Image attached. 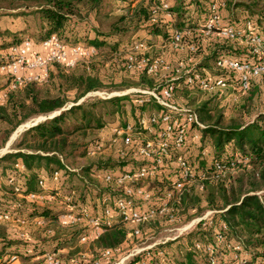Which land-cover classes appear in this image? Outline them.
Instances as JSON below:
<instances>
[{"label":"built area","instance_id":"built-area-1","mask_svg":"<svg viewBox=\"0 0 264 264\" xmlns=\"http://www.w3.org/2000/svg\"><path fill=\"white\" fill-rule=\"evenodd\" d=\"M205 3L208 17L203 20V28L181 31L173 28L178 19L172 8L173 0H153L148 22L167 29L168 40L160 45L163 49L167 43L171 52L166 57V52L149 55L155 43L150 41L151 47L147 46L138 35L137 39L124 46L122 66L125 71L134 76L146 74L157 85L127 93L136 96L137 103L143 105L147 112L111 130L112 138L106 148L120 142L119 159L125 165L114 172L92 174V183L83 178L93 188V193L98 194L95 199L90 194L83 199L74 189L62 194V186L69 177L67 173L79 172L69 165L51 173L42 170L37 180L38 191L25 196L21 194L22 189L15 176L7 179L18 196L30 203L37 206H44L47 202L62 203L57 225L63 230L80 232L79 244L86 243L88 239L95 240L105 229L117 223L128 227L124 244L97 250L89 264H127L135 258H138L135 264H151L163 256V251L157 248L188 234L201 221L212 224V211L185 223L183 201L193 192L202 193L207 184L223 181L228 169L221 161L214 160L209 148L204 147L202 131L206 126L197 112L198 107H191L178 95L187 87L190 93L200 92L203 96L226 101L228 97L236 100L238 96L246 95L255 83L264 88V21L251 19L237 26L225 25L220 15L224 2L207 0ZM186 8L193 10L191 6ZM190 14L193 15V11ZM215 33L220 39L234 43L235 48L246 51L247 55L218 54L210 61L211 73L210 64L209 67L203 64L212 55ZM36 45L42 50H35ZM98 55L94 46L82 43L69 45L57 35L40 44L26 38L0 51V72L7 74L9 79L7 88L0 95V105L6 101L8 92L19 86L29 81H44L54 65L73 69ZM169 57L177 58L176 63ZM30 71L33 74L28 75L26 72ZM201 99L196 104H201ZM103 147V143H96L89 156L102 152ZM15 167L19 171L24 170L22 164ZM18 206L20 204L16 203L13 208ZM0 221L28 223L9 214H0ZM31 223L38 228H46V234H53V230L48 228V220L39 217ZM151 225L157 228L153 230ZM226 232V225L221 224L215 229L212 243L197 241L188 250L205 255L208 264H264V260L258 263L243 260V246L236 242L228 243ZM18 238L27 244L32 242L29 235L22 234ZM125 246L127 249L124 251ZM219 251L234 252L233 260L228 261L225 256L216 259ZM60 252H49L44 258L49 263L60 264ZM31 253L32 249L27 248L20 255ZM20 255L12 254L6 261L21 264ZM79 256L84 261L87 252H80Z\"/></svg>","mask_w":264,"mask_h":264},{"label":"trees","instance_id":"trees-1","mask_svg":"<svg viewBox=\"0 0 264 264\" xmlns=\"http://www.w3.org/2000/svg\"><path fill=\"white\" fill-rule=\"evenodd\" d=\"M125 1H128L131 5L138 2V0ZM150 1L152 0L143 1L144 3L138 2V5L133 7V12L141 10L140 28L145 26L150 18V8L148 5ZM206 1L190 0L185 3V0H173L172 8L178 15L173 28L181 31L191 29L201 30L203 28V20L208 17L207 10L205 9ZM221 1L225 4L220 12L225 25L237 26L241 22L251 19L258 22L264 21V0ZM81 5L89 7L85 11H89L90 14L94 13L95 15L104 14L103 8L107 7L104 0H0V20L2 21L5 16L9 15L6 13L16 14L15 16L17 17L25 14L35 16L39 23L40 32L39 40L34 41L35 44H40L50 36L57 35L64 43L76 45L81 43L76 41L82 38L81 32L76 29H81L82 24L76 20H73L72 23L71 19L76 16L80 17L81 12L86 9H82ZM190 6L193 7V10L186 8ZM111 8L109 6V12L112 11L110 10ZM20 10L31 11L29 13H19ZM191 11H193V15L190 14ZM237 12L248 15L239 18ZM83 24L85 25L87 22ZM74 27L75 29L73 30ZM8 29H3L0 26L1 51H5L9 47L19 44L28 38L25 37L18 43H6L5 36L10 34ZM149 29L147 32L150 35L159 36L163 39L169 36L164 26L151 25ZM86 35L87 33L83 36ZM87 39L89 38H85L87 44H82L94 46L99 53L104 52L107 45L105 36L95 34L93 39L89 41ZM212 43V55L203 64L206 67H209L210 61L214 60L218 54L237 57H241L244 54V56L247 55L246 51L235 48L234 43L220 39L217 33L212 38ZM125 45H123L122 41L115 40V45L110 51L111 57L117 52H123L119 57L122 58L125 53ZM122 47L123 49H121ZM1 64L2 61L0 59V66ZM54 67L57 68L56 71L51 69L44 81H29L17 89L8 92L6 101L0 105V124L7 126V129L4 130V137L0 148L6 145L14 131L27 121L38 116H48L54 112L61 111L59 115L46 119L25 130L20 138L11 145V150L13 151L0 157V167L5 173L4 184L0 185V191L3 192V197H5L4 201L0 200V214H9L15 219L22 218L28 222H31L35 218H44L49 221L48 228L50 229L52 223L57 224L58 212L49 209L47 206H37L20 198L13 185L7 183L8 177L11 175L16 177L18 184L21 186L22 195L25 196L29 193L37 192V180L42 170L47 173L62 170L65 165H68L66 162L69 158H85L89 156V153L97 142L94 141L93 144L87 141V137L90 132L104 129V116L115 115L123 109L125 104H130V108L134 111V120L145 111V107L137 103V97L132 95L106 100L98 98L85 99L78 104L88 93L103 89L101 79L90 71L88 66L81 72H66L76 67L73 69L65 68L66 71H58V67H62L60 65H54ZM119 67L120 65L118 66L119 70H123L127 74L123 66ZM129 79L131 80V84L134 85L133 87H146L148 89L154 87L153 79L146 74L129 76ZM6 86L3 85L4 89ZM189 90L187 87L186 89H182V95L188 97ZM70 93H74L72 100L69 95ZM68 102H72L73 106L66 109ZM210 103L211 101L204 102L198 107L197 112L200 111L201 115L203 113L206 114L208 111L210 112ZM99 107H106V109L101 112L98 109ZM203 117L205 116H200V119L206 128L202 131V141L206 143L207 138L211 139V157L214 160L221 161L228 169L229 174L231 171L237 170L241 172L243 169L244 171L242 172L247 173H243L232 184H223L226 177L223 181L209 183L202 193L193 192L184 198L182 208L183 215L186 218L185 223L188 219V207L193 208L192 206H194L197 209L202 199H205L207 208L210 209L208 211H212L213 214L211 225L201 221L195 227L194 235L196 236L186 245L185 257L181 263L208 264L205 255L196 251H189L188 247L197 241L212 243L214 241L215 229L220 228L221 224L227 227L228 243L236 242L241 244L244 252L246 250V252L251 254L249 262L258 263L264 260V193L262 192L264 191V115H259L250 124H232L228 127H221L220 119L215 120L210 125H206L205 119L212 120V117L210 115H206L204 119ZM227 146H232V150L235 152L230 155L220 156ZM121 162L120 160L115 166L110 163L93 162L89 166L82 167L79 173H67L69 177H72L70 189L79 191L80 197L83 199L86 194L94 196L93 199H95L98 194L93 193V188L89 187L84 180L87 179L92 183V174L101 171L114 172L115 170H119L121 167H124L123 162ZM43 163L44 168L42 167ZM17 164H22L24 170L19 171L15 167ZM75 176L81 177L80 184L77 186L74 184ZM102 191H107V189H103ZM14 203H18L20 206L13 208ZM49 204H52V202H49ZM23 205H26V209H22ZM154 226L157 228L156 225ZM51 230H53L52 235L46 234L43 240L39 242L32 241L30 244H27L11 235L8 224L0 221V260L8 258L12 254L20 255L27 248H31L32 253L30 255H20L22 264H42L45 260V254L64 249H68L69 253L72 254L80 253L78 246L75 244V241L79 239L80 232L76 231L69 237H65L62 234L63 229H60L58 232L54 229ZM192 231L191 233H193ZM127 232L128 227L121 223L105 229L92 244V248L96 250V255L97 250L120 247L127 239ZM208 236L212 237V240ZM166 245L157 248V250L163 251V256L151 264L171 263L165 250ZM217 254L215 257L219 259L222 255L220 254V257L218 256L219 258H217ZM61 258L62 254L59 255V259ZM77 258H75V264H86L82 259ZM137 260L138 258L132 259L127 264H135Z\"/></svg>","mask_w":264,"mask_h":264},{"label":"rangeland","instance_id":"rangeland-1","mask_svg":"<svg viewBox=\"0 0 264 264\" xmlns=\"http://www.w3.org/2000/svg\"><path fill=\"white\" fill-rule=\"evenodd\" d=\"M104 1L106 2V6H107V7L103 8L104 14H101V15H99V14L95 15L94 13L90 14L89 11L88 12L85 11L89 7H87L86 5H81L82 9L83 8H86V9H84L81 12L80 17L76 16V17H73L71 19L72 23H73V20H76L77 22L82 24L81 29H76L77 31L81 32L82 38H79L76 42H81V43L87 44V42H85V38H89V39H87V41H89L95 37V34L105 36V38L107 39V43H106L107 45L105 46L104 52H100L98 57L90 60L87 63H84V62L80 63L73 70H67L66 71L65 68L58 67V71L61 70V71H66V72H81V71H84V68L88 66L90 71L95 73L101 79L102 84H103V89L99 90V91L88 93L86 95V97H84L83 99H81L79 101L78 104L83 102L85 99H96V98H98L101 100H106V99H110V98H114V97H120L123 95H129L127 93L133 89H137V90L148 89L146 87H133L134 85L131 84V80L129 79V76L133 77L134 75H130L128 73L125 74V72L123 70L118 69V66L120 65V67H122V64H123L124 55L122 58H119L120 55L123 54V52H117V53L113 54L112 57H111V53H110V51L112 50V48L115 45V40L118 39V41H122L123 45H125V44L129 45L131 42H133L134 39H137L136 33L138 31H142L145 33L144 35L138 36V38L140 41L146 42L147 46H150V41L155 40L154 38H152L153 40H150L151 38H149V40H147L148 39L147 37L149 34V33H147V31H149L151 29V27L149 29V26H151L148 22L149 20L147 21L145 26H142V28H140L139 22L141 20L140 16L142 15L141 10H136L133 12V10H134L133 7L138 5V2L139 3L143 2V1L147 2L148 0H138V2L134 4V6L125 0H104ZM151 2H153V0L150 1V3L148 4L149 8L152 5ZM109 6L112 7L110 9L112 11H110V12L108 11ZM28 11L30 12L31 10H28ZM29 12H27V10H20L19 11V13H29ZM6 14H9V15L5 16V18L2 19V21L0 20L1 21L0 22L1 28H3V29L9 28L8 30H9L10 34L5 36V38L7 40L6 43H10V44L11 43H18L21 41V39H23L25 37H28L35 42L37 40H39V37H40L39 23H38V20L35 16L25 14V15H22L20 17H17V16H15L16 14H13V13H6ZM237 14H238L239 18H243L244 16L248 15V14H243V13L241 14L239 12H237ZM85 22H87V24L84 25L83 23H85ZM75 25H77V24L75 23ZM79 28H80V26H79ZM74 29H75V27L73 28V30ZM137 29H140V30L137 31ZM85 33H87V35L83 36ZM134 36H136V38ZM160 39H161L160 41L162 42V44L164 42H167V40H168V38H166V39L160 38ZM1 40L2 39L0 38V43H1ZM151 43H153V42H151ZM152 46L153 47L149 50V53H150L149 55H155L156 53L166 52V54L164 53V55L166 57V55L171 52L168 49L169 47L167 46V43H166V47L163 49H161L157 45H152ZM121 49H123V47ZM0 59H1V56H0ZM173 66H175V65H173ZM114 68H115V70H114ZM56 69L57 68L53 67L54 71H56ZM209 69H211L209 72L213 73L211 64H210ZM28 75H30V73H28ZM153 82H154V84L157 85V82L155 80H153ZM7 83H8V75L3 73V72H0V87H2V88H0V90H1L0 95L4 91L3 85L6 86ZM159 83H160V81H159ZM7 86H8V84H7ZM7 86L5 87V89L7 88ZM69 95H70V98L72 100L74 98V93H70ZM178 96L181 97L182 100L187 101V104L190 105L191 107H193V106L199 107L204 102L211 101L210 112L208 111L206 114L202 112L203 113L202 115L205 116V117H203V119L206 118V115L207 116L210 115L212 117V120L205 119L206 125L212 124L217 119H220V121H221L220 126L221 127H228L232 124L247 125V124L254 122L258 118L259 115H264V88H262L260 84H255L253 86V88L246 95L238 96L236 98V100H233L232 97H228L226 101H223L221 98L218 99L216 97L211 98L209 96H203L200 92H193V93L189 92V97H185L182 94H179ZM199 99H201V104H196L197 100H199ZM71 106H73V103L68 102L66 105V109L70 108ZM66 109H63V110H66ZM98 109H100L101 112H103V110H105L106 107H99ZM145 111L147 112L146 108H145ZM60 112L61 111H57V112H54L48 116L35 117V118L27 121L23 125H21V127H18V129H16V131H14V133L10 137L14 138L16 136V138L14 140V142H15L17 139L20 138L21 134L25 130H27L26 127H24V126H26V125L28 126L29 124L35 123L36 121L43 122L46 119H51V118L59 115L58 113H60ZM198 112H199V115L202 116L200 111H198ZM132 120H134V111L130 108V104H125L123 109L121 111L117 112L115 115L104 116L103 117V121L105 124L104 129L90 132L89 136L87 137V141H89L91 143H93L94 141L97 143H103L105 145V147H103L102 152L96 153V154L91 155V156H87L85 158H78V157L77 158H69L66 163L70 167H72L74 169H79V170L82 167L89 166L93 162H98V161L101 163H110L111 165L115 166L116 164H118L120 162L119 150L122 149V146H121V143L118 142L117 146L113 145L112 147L106 148L107 146H109L108 145L110 142L109 140L112 138L111 130L120 126V125H123L126 121H132ZM6 129H7L6 125L0 124V146L2 145V139L4 137V130H6ZM210 143H211V139L207 138V142L206 143L203 142L204 147H206V146H207L206 148L210 147L211 146ZM11 148H12L11 146L9 148H7L6 145H4L2 148H0V157L5 155L6 153L12 152L13 150H11ZM232 148H233L232 146L225 147L224 152L220 156L230 155L233 152H235L232 150ZM213 152H214V149H213ZM122 164L125 165L124 162ZM42 167L43 168L45 167L44 163L42 164ZM242 171H244V169L241 170V172L237 171V170L231 171L230 174L228 172L227 173L228 176H226V179L224 180L223 184L228 185V184L234 183L237 180V178H239L243 173H247V172H242ZM4 174L5 173L2 171V169L0 167V185L4 184V181H5L4 180ZM81 177H83V176L81 175ZM81 177L75 176V180H74L75 186L80 184ZM71 180H72L71 176L66 179L65 185L62 186L63 187L62 188V194H67L70 192ZM262 192L264 193V191H262ZM0 200H2V201L5 200V197H3L2 191H0ZM14 204H16V203H14ZM44 206H47L49 209L56 211V212H60L62 210V207H63L62 203H60V202H52V204H49V202H47ZM44 206H41V207H44ZM192 207L193 208L188 207V209H187L188 219H187L186 223H188L189 221H191L195 217L202 216L208 210H210L207 208V203L205 202V199H202L201 203L197 206V209L194 208V206H192ZM22 209H26V205H23ZM7 224L9 227L10 234L13 235L14 237H17V238L19 237V235L25 234V235H29L31 237L32 241H35V242L38 241L39 242V241L43 240V238H45V236H46V228H38L36 225H34L31 222H28L25 224L10 222ZM150 228H153V230H154L155 226L151 225ZM51 229H54L56 232L60 231V229L58 228V225L56 223L51 224ZM192 232L193 233L189 232V234H187V235L185 234V235L181 236L177 240L168 242L165 250L167 251V254H168L167 256L170 258L171 263L182 264L181 261L185 257L186 245L189 244L191 242V240L196 236V235H194L195 230ZM72 233H73V231H70V230H63L62 231V234L65 237H69ZM159 237L160 236H157V238H159ZM18 239H20V238H18ZM93 243H94L93 239H91V240L88 239L86 243H82V244H79L78 241H75V244L78 246L80 252H84V251L87 252V256L84 259L86 264H89V262L92 261L93 257L96 256V252H95L96 250L92 248ZM126 249H127V247L125 246L124 251ZM60 254H62V258L59 259L60 264H75V261H76L75 258L80 257L78 253H74V254L69 253L68 249L61 250ZM220 254H222V256H225L224 259H226L228 261L233 260V256L235 255V253L231 252V251H229V252L228 251H226V252L225 251H219L217 254V258L220 257ZM241 258L243 260L250 261L251 260V254L246 252V250H245V252L242 253ZM77 259H79V258H77ZM168 263H170V262H168ZM0 264H9V263L6 261V258H3L2 260H0ZM14 264H18V263H14ZM21 264H22V262H21ZM42 264H52V263H49L46 260H44V262Z\"/></svg>","mask_w":264,"mask_h":264},{"label":"crops","instance_id":"crops-1","mask_svg":"<svg viewBox=\"0 0 264 264\" xmlns=\"http://www.w3.org/2000/svg\"><path fill=\"white\" fill-rule=\"evenodd\" d=\"M136 3H137V2H136ZM133 6H134V4H133ZM147 33H148V32H147ZM144 34H145V33L142 32V31H138V32L136 33V35H138V36H140V35H144ZM147 38H148V39L151 38L150 40H153L152 38H154L156 41L153 40L152 42L155 43V45H157V46H159V47H160V45L162 44V42L160 41L161 39H160L159 36L156 37V36H153V35L148 34V37H147ZM35 50L39 51V50H42V49H40V47H39L38 45H36ZM169 59H170L174 64L176 63L177 58L169 57ZM26 73H30V75L33 74L31 71H30V72H26ZM255 84H256V83H255ZM209 151H212V147H211V146L209 147Z\"/></svg>","mask_w":264,"mask_h":264},{"label":"water","instance_id":"water-1","mask_svg":"<svg viewBox=\"0 0 264 264\" xmlns=\"http://www.w3.org/2000/svg\"><path fill=\"white\" fill-rule=\"evenodd\" d=\"M58 114H59V113H58ZM38 123H40V122H39V121H36L35 123L29 124L28 126L26 125V126H24V127H26V129H29L30 127H33V126L37 125ZM24 127H23V128H24ZM15 138H16V136H15L14 138H10L9 142L6 144V147H7V148H9V147L12 145V143H13L14 140H15Z\"/></svg>","mask_w":264,"mask_h":264}]
</instances>
